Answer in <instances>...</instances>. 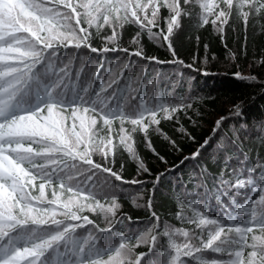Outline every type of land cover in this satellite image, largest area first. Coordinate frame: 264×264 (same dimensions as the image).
Returning a JSON list of instances; mask_svg holds the SVG:
<instances>
[{
    "label": "snow or ice",
    "instance_id": "1",
    "mask_svg": "<svg viewBox=\"0 0 264 264\" xmlns=\"http://www.w3.org/2000/svg\"><path fill=\"white\" fill-rule=\"evenodd\" d=\"M162 9L166 16L161 15ZM193 16L197 28L210 24L222 42L234 21L246 31L251 20L253 27L264 32V0H0V264H264V176L257 182L255 168H245L247 175L229 171L230 149L240 143L238 131L218 144L224 169L216 186L217 199L222 203L227 196L232 206L223 205V218L209 216L206 201L204 205L199 200L186 203L178 197L176 219L195 225V230L167 222L161 227L153 195L146 205L151 223L145 231L119 234L108 246L99 243L112 233L114 223L133 222L127 215L117 219L122 204L115 182L144 183L126 180L124 163L116 170L117 155L127 153L137 175L149 173L136 151V135L142 134L146 148L164 160L152 145L150 130L177 147L159 125L180 112L186 114L193 105L170 102L167 95L145 99L152 84L143 85L142 68L135 78L128 77V60L110 65L108 79L92 88L104 64L86 82L88 54L123 52L150 63L193 69L196 57L192 64H185L172 42L182 18ZM129 25L137 29L129 41L132 50L120 45ZM145 34L166 45L173 59L146 56ZM93 39H99L101 46H93ZM204 48L207 52L208 45ZM231 56L235 58L234 53ZM235 75L249 79L239 72ZM232 112L243 114L240 105ZM225 119L216 121L214 133ZM177 130L185 132L183 126ZM208 143L205 140L191 159ZM242 155L243 166L247 157ZM226 173L234 179L226 178ZM159 180L157 176L153 194ZM105 188L112 194L105 195L107 202L102 203L98 192ZM244 189L259 193L258 198L247 196L238 203L236 197ZM136 199L132 197L134 205ZM84 212L102 217L105 226ZM178 237L183 239L178 242ZM162 239L166 240L163 251ZM142 246L147 251L138 252Z\"/></svg>",
    "mask_w": 264,
    "mask_h": 264
},
{
    "label": "trees",
    "instance_id": "2",
    "mask_svg": "<svg viewBox=\"0 0 264 264\" xmlns=\"http://www.w3.org/2000/svg\"><path fill=\"white\" fill-rule=\"evenodd\" d=\"M198 11V8L194 9V12L198 13ZM161 15L166 16V10L162 9ZM197 22L196 16L182 18V27L174 30L175 34L172 37L179 59L185 64H192L193 57H196L193 69L183 68L174 63H150L138 57H128L123 52H110L104 56L88 54L86 82H91V72L95 71L101 63L104 64L99 77L92 83V88H98L101 80L108 79L107 70L110 65H116L117 62L122 64L128 60L131 69L127 70L126 75L135 78L142 68L143 85L146 87L152 84V87L145 93V99L167 95L170 102L183 100L193 105L191 109H187L186 114L180 112L171 121L161 120L159 125L162 132L176 142L177 147H173L169 140H165L163 136L150 130L152 145L156 153L164 157V160H160L157 155L146 148L142 134L136 135V151L149 168V173L141 172L137 175L136 164L128 158L127 153L117 155L116 170H119L120 163H124L122 173L124 178L126 180L135 178L144 183L131 185L115 182L117 184L115 194L122 204L117 219L127 215L132 218L133 222L129 223L125 219L122 223H114L112 233L107 239L101 238L100 246H108L119 234L138 235L145 231L151 223L149 209L146 205L148 198L153 195L154 211L160 217L161 227L164 222H167L190 232L195 230V225L176 219L178 197L183 198L186 203L199 200L200 204L204 205L206 201L208 215L223 218V205H229V208L232 206L227 196L222 197V203L220 199H217L216 186L219 183L220 173L224 169V157L218 152V144L222 139L231 137L234 131H238L240 143L230 149L229 171L236 169L247 175L245 168H255L254 177L257 182L264 176V64L261 63L264 60V32H261L259 27H253L251 20L246 31L241 22L234 21L226 29L222 42L221 36L213 31L210 24L197 28ZM136 30L134 25L125 27L120 38L122 47L133 49L134 46L130 45L129 41ZM197 36L200 38L199 42L196 40ZM92 43L93 46H101L99 39H93ZM205 44L208 45L207 52L204 48ZM142 45L146 56H154L161 61L173 59L166 45L149 40L146 34L142 37ZM231 53L235 54L234 59ZM205 56H207L206 64L204 63ZM195 68L200 70L196 71ZM116 71L118 72L119 69ZM237 72L249 79L238 78L235 75ZM250 77H255V80ZM235 105L241 106L242 116L233 114L232 109ZM221 117L227 119L223 121L220 130L214 133L216 121ZM177 119L179 123L176 122ZM241 125L247 127L242 128ZM180 126L185 129L184 133L177 130ZM114 127H118V123ZM205 140L209 141L208 145L201 150V154L196 159H191L192 154L204 144ZM242 153L247 157L243 166L240 163L244 159ZM95 159L99 160V157ZM157 176H160V180L153 194V183ZM226 178L234 179L227 173ZM111 194L105 188L98 192V197L102 203H106L105 195L110 196ZM138 195H143L144 199L143 203L136 199V205H139L136 206L132 203V197ZM247 196L255 199L258 198L259 193L244 189L236 197L237 202L243 203ZM83 214L89 215L101 227L105 226L102 217L90 212ZM238 218L243 219L242 216ZM79 231L83 233V229ZM177 239L180 242L183 238L178 237ZM165 243L166 240L162 239L161 251L164 250ZM137 251L145 252L147 248L142 246ZM206 255L212 257L216 254L206 253ZM154 258L159 259V257ZM190 264H195V262L192 261Z\"/></svg>",
    "mask_w": 264,
    "mask_h": 264
},
{
    "label": "rangeland",
    "instance_id": "3",
    "mask_svg": "<svg viewBox=\"0 0 264 264\" xmlns=\"http://www.w3.org/2000/svg\"><path fill=\"white\" fill-rule=\"evenodd\" d=\"M100 179L102 180L103 177H101ZM137 199L139 200L140 203H143L144 196L143 195H138Z\"/></svg>",
    "mask_w": 264,
    "mask_h": 264
}]
</instances>
